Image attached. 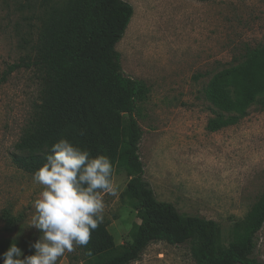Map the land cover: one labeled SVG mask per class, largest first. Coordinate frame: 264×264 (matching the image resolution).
<instances>
[{"label": "rangeland", "instance_id": "obj_1", "mask_svg": "<svg viewBox=\"0 0 264 264\" xmlns=\"http://www.w3.org/2000/svg\"><path fill=\"white\" fill-rule=\"evenodd\" d=\"M63 1L0 0V254L12 243L24 254L39 238L30 220L42 190L12 161L39 103V75L23 67L5 73L32 55L43 11ZM122 1L133 15L115 50L124 76L148 90L135 112L143 179L158 201L217 222L227 244L247 230L246 217L264 195V110L254 105L237 122L210 131L211 119L234 114L215 105L209 89L217 75L264 50V0ZM128 179L115 171V194L102 193L103 219L117 247L129 241L138 222L134 203L124 195ZM5 213L21 217L10 232ZM200 244L199 236L178 246L152 243L131 264H198ZM254 247L264 262V225ZM78 263L77 246L57 260Z\"/></svg>", "mask_w": 264, "mask_h": 264}, {"label": "trees", "instance_id": "obj_2", "mask_svg": "<svg viewBox=\"0 0 264 264\" xmlns=\"http://www.w3.org/2000/svg\"><path fill=\"white\" fill-rule=\"evenodd\" d=\"M132 15V7L122 0H65L43 11L32 55L5 73L32 68L40 80L39 103L15 145L14 165L33 174L45 162L47 148L66 138L92 156L109 157L114 172L121 170L129 178L124 195L134 203L138 219L129 241L117 247L103 219L87 246H77L82 264H131L152 243L178 246L197 236L198 264H264L254 255V238L264 225V195L246 217L247 230L225 244L217 222L179 213L172 204L158 201L143 179L138 156L142 130L135 112L148 90L143 82L124 76L115 50ZM209 96L234 114L211 119L210 131L237 122L254 105L264 110V50L217 75ZM3 220L10 232L21 217L5 213ZM33 251L29 246L24 255Z\"/></svg>", "mask_w": 264, "mask_h": 264}, {"label": "clouds", "instance_id": "obj_3", "mask_svg": "<svg viewBox=\"0 0 264 264\" xmlns=\"http://www.w3.org/2000/svg\"><path fill=\"white\" fill-rule=\"evenodd\" d=\"M113 172L105 155L92 156L66 138L51 144L45 162L32 174L33 182L42 186L30 220L40 233L30 245L33 254L24 255L12 243L0 254L2 264H57L74 246H87L103 222L102 193L115 194Z\"/></svg>", "mask_w": 264, "mask_h": 264}]
</instances>
